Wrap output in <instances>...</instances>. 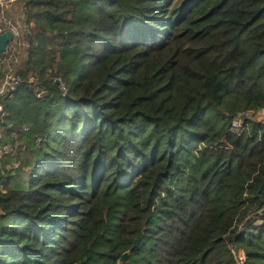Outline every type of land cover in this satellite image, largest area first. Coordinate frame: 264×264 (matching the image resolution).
Segmentation results:
<instances>
[{"label": "trees", "instance_id": "trees-1", "mask_svg": "<svg viewBox=\"0 0 264 264\" xmlns=\"http://www.w3.org/2000/svg\"><path fill=\"white\" fill-rule=\"evenodd\" d=\"M24 9L19 72L49 95L0 97L34 158L0 176V264H264V124L231 130L264 108V0Z\"/></svg>", "mask_w": 264, "mask_h": 264}, {"label": "built area", "instance_id": "built-area-1", "mask_svg": "<svg viewBox=\"0 0 264 264\" xmlns=\"http://www.w3.org/2000/svg\"><path fill=\"white\" fill-rule=\"evenodd\" d=\"M28 0H0V35L5 32H10L13 35L12 40L7 44L6 51L0 54V97L12 99L13 93L22 85L34 94L36 99H43L49 95V91L41 84L38 77L32 74L22 75L19 68L27 55V50L31 47L29 39L32 37L33 24L26 20V12L24 5ZM12 11H17L18 17L23 20L19 23L18 20H12ZM47 73L51 77V84L54 85L60 96L67 97L68 85L64 78L57 75L55 69L48 70ZM2 108L0 106V115ZM247 119H252L258 124H264V108L256 111L238 112L234 116L231 124V130L236 133H241L245 129ZM27 132L28 128L24 127ZM12 142H1L2 133L0 131V170L1 175H4L2 163L4 159H10V165L4 170L15 172L19 169L20 164L17 158L26 152V144L18 140L14 133L10 136ZM41 140L39 139L37 143Z\"/></svg>", "mask_w": 264, "mask_h": 264}, {"label": "rangeland", "instance_id": "rangeland-1", "mask_svg": "<svg viewBox=\"0 0 264 264\" xmlns=\"http://www.w3.org/2000/svg\"><path fill=\"white\" fill-rule=\"evenodd\" d=\"M10 16H11V18H14V19H12V20H15V21L18 20V22H19L20 24L23 23V20H21V19L18 17V13H17V11H12V13H11ZM21 65H22V64H21ZM20 67H21V66H20ZM28 74H30V72H29ZM0 131H1L2 134H4V132H5L6 130H5V128L0 127ZM33 160H34V158L29 157V156H27V155H20V156L17 158V161H19L20 163H22V165H23L24 162H30V163H32ZM10 162H11L10 159H8V160H7V159H4V160H3V163H2V169H3L4 175L6 174V176L14 174V172H8V171L4 170V168H5L6 166L10 165ZM0 172H1V170H0ZM17 173H18V174H17ZM15 174H16V177H19L18 180L21 182V186H22V185H24L25 182L27 181V177H28V174H29V169H28V168H20L19 171L15 172ZM15 174H14V175H15ZM0 176H2L1 173H0ZM16 177H15V178H16ZM241 257H242L241 254L238 255V256H237V261H238V258H239L240 261L244 259V258H241ZM127 259H128V257H127Z\"/></svg>", "mask_w": 264, "mask_h": 264}, {"label": "water", "instance_id": "water-1", "mask_svg": "<svg viewBox=\"0 0 264 264\" xmlns=\"http://www.w3.org/2000/svg\"><path fill=\"white\" fill-rule=\"evenodd\" d=\"M13 35L10 32H5L0 35V54L6 51L7 44L12 40ZM128 255L125 253L122 255L121 261L125 263L127 261Z\"/></svg>", "mask_w": 264, "mask_h": 264}, {"label": "crops", "instance_id": "crops-1", "mask_svg": "<svg viewBox=\"0 0 264 264\" xmlns=\"http://www.w3.org/2000/svg\"><path fill=\"white\" fill-rule=\"evenodd\" d=\"M31 74V73H30Z\"/></svg>", "mask_w": 264, "mask_h": 264}]
</instances>
